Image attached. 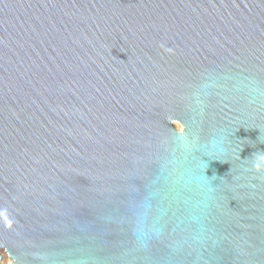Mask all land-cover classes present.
Returning a JSON list of instances; mask_svg holds the SVG:
<instances>
[{"label": "water", "instance_id": "1", "mask_svg": "<svg viewBox=\"0 0 264 264\" xmlns=\"http://www.w3.org/2000/svg\"><path fill=\"white\" fill-rule=\"evenodd\" d=\"M3 256L264 264V0H0Z\"/></svg>", "mask_w": 264, "mask_h": 264}, {"label": "rangeland", "instance_id": "2", "mask_svg": "<svg viewBox=\"0 0 264 264\" xmlns=\"http://www.w3.org/2000/svg\"><path fill=\"white\" fill-rule=\"evenodd\" d=\"M176 127L179 129V126H176ZM0 264H10V261H8V259L5 256H3Z\"/></svg>", "mask_w": 264, "mask_h": 264}]
</instances>
